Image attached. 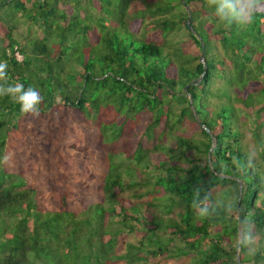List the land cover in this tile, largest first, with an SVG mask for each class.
<instances>
[{
	"label": "trees",
	"instance_id": "16d2710c",
	"mask_svg": "<svg viewBox=\"0 0 264 264\" xmlns=\"http://www.w3.org/2000/svg\"><path fill=\"white\" fill-rule=\"evenodd\" d=\"M20 24L39 31L21 43ZM0 61V83L42 97L33 115L0 96V264H237V204L264 234V10L229 25L205 0H0ZM136 186L150 199L119 197ZM197 188L231 211L198 218Z\"/></svg>",
	"mask_w": 264,
	"mask_h": 264
},
{
	"label": "clouds",
	"instance_id": "9594fccd",
	"mask_svg": "<svg viewBox=\"0 0 264 264\" xmlns=\"http://www.w3.org/2000/svg\"><path fill=\"white\" fill-rule=\"evenodd\" d=\"M206 5L212 9V15L220 22L226 24L244 25L250 23L254 14L264 10V0H205ZM7 62L0 61V82L6 81ZM10 96L16 103L20 105V111L24 114L39 115V104L42 97L39 92L29 87L27 89L20 83L14 85H6L0 83V96ZM257 156L256 151L248 153V164L253 166V161ZM11 159L10 154L0 158V164H6ZM192 207L198 218H207L216 208L227 207L231 211L230 205H225L223 201L211 199L210 193L201 192L197 188L193 192ZM264 234L253 231V223L251 218H245L240 224V230L237 235L236 245L239 251L246 250V254L254 256L257 251L264 247Z\"/></svg>",
	"mask_w": 264,
	"mask_h": 264
},
{
	"label": "rangeland",
	"instance_id": "374dc122",
	"mask_svg": "<svg viewBox=\"0 0 264 264\" xmlns=\"http://www.w3.org/2000/svg\"><path fill=\"white\" fill-rule=\"evenodd\" d=\"M174 1H177V0H174ZM178 9H175V13H178L179 11H177ZM38 28L36 25H29V24H20L17 28V32L14 34V37L17 39V40H20L21 43L22 42H25V39L27 37H29V35L33 36L35 35L37 32H38ZM180 36L178 37V39H185L186 38V32L184 30H182V32L179 34ZM121 171L120 172H123L124 169H125V163L122 162L121 164ZM123 178L128 180L126 178V174H122ZM145 192V189L142 187V186H136L134 188H131V189H126L124 190L123 192H121L119 194V197L120 198H123V199H128L132 202H145L147 201L148 199H150V196L144 194ZM221 195V192L219 193H215L213 195L214 198H218L219 196ZM151 208V211L152 213L155 215L157 214V211L155 209H153L152 207ZM181 212V208H176L174 213H171V215H169L168 217L178 221L179 220V217L177 216L178 213ZM143 233H139V234H125L122 239H121V242H137L141 236H142ZM125 246L122 245V246H119L117 249L120 253H123V247ZM120 249V250H119ZM188 259L187 258H182V259H175V260H171V261H165V262H161L159 264H188ZM238 264V263H237Z\"/></svg>",
	"mask_w": 264,
	"mask_h": 264
},
{
	"label": "water",
	"instance_id": "95a60500",
	"mask_svg": "<svg viewBox=\"0 0 264 264\" xmlns=\"http://www.w3.org/2000/svg\"><path fill=\"white\" fill-rule=\"evenodd\" d=\"M187 27H188L189 29H191V28H190V25H189V21L187 22ZM200 42H201V49H202L201 59H203V58L205 57L204 44L202 43L201 40H200ZM205 131H206L207 133H209V130L206 129V128H205ZM214 146H215V140H213L212 148H214ZM208 162H209V164H210V160H208ZM240 192H241V187H240ZM236 211H237V215H238V216H237V220H238V232H239V230H240V224H241L242 221H241V216H240L239 205H238V204L236 205ZM235 257H236V261H237L238 264H246V263H242V262L240 261V251L238 250V246H237V245H236Z\"/></svg>",
	"mask_w": 264,
	"mask_h": 264
},
{
	"label": "built area",
	"instance_id": "2783aa9c",
	"mask_svg": "<svg viewBox=\"0 0 264 264\" xmlns=\"http://www.w3.org/2000/svg\"><path fill=\"white\" fill-rule=\"evenodd\" d=\"M15 58L18 62L22 61V56L18 52H16Z\"/></svg>",
	"mask_w": 264,
	"mask_h": 264
}]
</instances>
